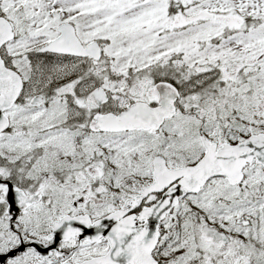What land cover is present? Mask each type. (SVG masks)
<instances>
[{
  "label": "snow or ice",
  "instance_id": "snow-or-ice-1",
  "mask_svg": "<svg viewBox=\"0 0 264 264\" xmlns=\"http://www.w3.org/2000/svg\"><path fill=\"white\" fill-rule=\"evenodd\" d=\"M0 264H264V0H0Z\"/></svg>",
  "mask_w": 264,
  "mask_h": 264
}]
</instances>
